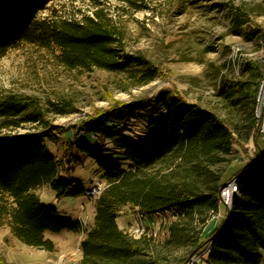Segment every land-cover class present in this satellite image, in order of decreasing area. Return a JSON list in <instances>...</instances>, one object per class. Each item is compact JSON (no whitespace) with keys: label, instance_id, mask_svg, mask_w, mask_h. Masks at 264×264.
Masks as SVG:
<instances>
[{"label":"trees","instance_id":"1","mask_svg":"<svg viewBox=\"0 0 264 264\" xmlns=\"http://www.w3.org/2000/svg\"><path fill=\"white\" fill-rule=\"evenodd\" d=\"M51 1L0 0V57L21 42L50 32L72 64L123 67L125 61H118L121 54L113 46L116 32L89 17L84 22L51 24L40 17ZM246 65L247 79L234 81L225 90L234 105L251 102L245 134L212 110L170 90L97 111L71 128L54 124L48 108L36 100L17 94L0 99V227L8 226L20 242L46 251L55 250L46 232L83 231L78 264H169L166 248L185 249L177 263L185 264L209 243L206 264H264V147L259 143L264 133L256 116L264 63L250 59ZM147 69L150 78L155 77L157 70ZM131 118L144 122L139 137L127 136L120 127ZM24 123L33 124L34 130L20 134L3 130ZM81 127L85 132L76 136ZM250 137L256 144L254 154L231 179H236L240 194L227 221L221 218L206 235L209 219L221 209V192L229 183L226 173L240 149L248 151ZM87 158L102 170L106 185L95 200L93 224L85 230L80 218L61 216L38 191L49 186L58 199L85 194L72 170ZM126 205L147 217L168 210L177 215L168 226L164 249L152 234L135 237L119 226L117 216ZM0 264L9 263L0 255Z\"/></svg>","mask_w":264,"mask_h":264},{"label":"rangeland","instance_id":"2","mask_svg":"<svg viewBox=\"0 0 264 264\" xmlns=\"http://www.w3.org/2000/svg\"><path fill=\"white\" fill-rule=\"evenodd\" d=\"M40 17L51 24L62 20L84 22L88 17L99 20L116 32L113 46L121 54L118 61H125L124 65L110 70L72 64L50 32L40 33L0 57V99L17 94L36 100L48 108L54 124L71 128L97 111L153 99L170 90L188 102L212 110L240 133L248 131L251 102L234 105L225 90L228 84L247 79L248 60L264 63V0H54ZM147 68L157 70L152 79ZM258 103L257 99V117ZM127 123V136L139 137L144 132L142 120L131 118ZM33 126L24 123L16 129L3 130L20 134L34 130ZM83 131L81 127L76 136ZM259 143L264 147V137L259 138ZM107 145L112 143L108 141ZM245 147L248 151L240 149L226 173L229 182L250 161L255 140L250 137ZM53 151L56 152L55 147ZM101 171L93 159L87 158L74 164L72 177L87 189L93 185L91 179L101 177ZM38 192L44 203L58 207L61 216L81 218L88 228L92 226L96 199L81 194L59 200L49 186ZM220 198V212L209 219L204 228L206 235L229 211L230 205ZM140 214L130 205L122 207L117 216L119 226L134 235L137 225H144L155 236L158 247L165 248L168 226L177 215L169 210L153 217ZM85 235L83 231L67 229L62 233L46 232V237L55 243V250L47 251L53 252L49 258L43 253L45 249L20 242L8 226H2L0 255L9 264H78ZM206 248L191 259L195 264H206ZM166 250L165 262L169 264L180 263L186 254L183 248Z\"/></svg>","mask_w":264,"mask_h":264},{"label":"built area","instance_id":"3","mask_svg":"<svg viewBox=\"0 0 264 264\" xmlns=\"http://www.w3.org/2000/svg\"><path fill=\"white\" fill-rule=\"evenodd\" d=\"M257 99L259 101V103H258L259 104L258 117L261 119V130L264 133V78L261 80ZM260 114H261V116H260ZM134 119H136V118H134ZM127 124H129V123H127ZM120 127H121V129H123L124 133H127L125 129H126V127H130V126H128L126 124H122ZM83 132H85V131H83ZM92 181H93V185L91 187L85 189L84 193L86 195H88L89 197L96 199L97 197H99V195L101 194V192L105 188L106 183L102 177H97L96 179H94ZM233 192H235L237 194V196H239V194H240L236 179L231 180L227 184V186H225L222 189L221 197H223V199L225 200V195H230L233 199ZM140 215H141V217L144 216L142 214H140ZM144 217H146V216H144ZM82 224H83L84 228H88V226H86V222L83 221ZM145 233H149L146 230V227L144 225L138 224L137 227L135 228L134 236L140 237ZM210 246H211V243H209L207 245L206 250L210 249Z\"/></svg>","mask_w":264,"mask_h":264},{"label":"water","instance_id":"4","mask_svg":"<svg viewBox=\"0 0 264 264\" xmlns=\"http://www.w3.org/2000/svg\"><path fill=\"white\" fill-rule=\"evenodd\" d=\"M258 107H259V104H258ZM225 186H227V184H226ZM236 198H237V194H236L235 192H233L232 204H233V202H234V200H235ZM232 204H230V208H229V210L231 209ZM227 218H228V216L225 217V221H224V222L227 221ZM38 248H39V249H44L43 246H40V247H38ZM190 264H195V260H194V259L191 260Z\"/></svg>","mask_w":264,"mask_h":264},{"label":"crops","instance_id":"5","mask_svg":"<svg viewBox=\"0 0 264 264\" xmlns=\"http://www.w3.org/2000/svg\"><path fill=\"white\" fill-rule=\"evenodd\" d=\"M91 181H92V179H91ZM40 197H41V195H40ZM41 200H43V198L41 197ZM60 200V199H59ZM47 204V203H46ZM117 222H118V224L120 225V218L119 217H117ZM60 233H62V231L60 232ZM53 240V239H52ZM55 241V240H54ZM56 242V244H59V242H57V241H55ZM43 253H47V257H49L50 258V255H52L53 254V252H47V251H44Z\"/></svg>","mask_w":264,"mask_h":264},{"label":"bare ground","instance_id":"6","mask_svg":"<svg viewBox=\"0 0 264 264\" xmlns=\"http://www.w3.org/2000/svg\"><path fill=\"white\" fill-rule=\"evenodd\" d=\"M225 200L229 205L232 204V197L230 195H225Z\"/></svg>","mask_w":264,"mask_h":264}]
</instances>
